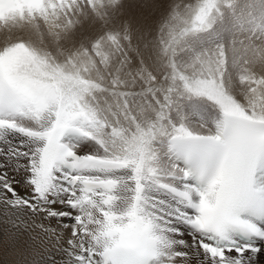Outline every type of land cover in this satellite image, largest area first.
I'll list each match as a JSON object with an SVG mask.
<instances>
[{
  "label": "snow or ice",
  "instance_id": "snow-or-ice-1",
  "mask_svg": "<svg viewBox=\"0 0 264 264\" xmlns=\"http://www.w3.org/2000/svg\"><path fill=\"white\" fill-rule=\"evenodd\" d=\"M235 7L177 6L148 40L114 25L120 0H0V204L66 264H255L264 47H193Z\"/></svg>",
  "mask_w": 264,
  "mask_h": 264
},
{
  "label": "bare ground",
  "instance_id": "bare-ground-1",
  "mask_svg": "<svg viewBox=\"0 0 264 264\" xmlns=\"http://www.w3.org/2000/svg\"><path fill=\"white\" fill-rule=\"evenodd\" d=\"M166 3L167 2H165V0H159V2H157V4L159 5L158 13L155 14L151 20H148L151 21L150 27H138V26H142V24H134V21L136 19L133 17L129 18L130 15H132V13L131 11H126L125 8H124L125 11L121 9L120 12L118 13L114 21V25L127 27L133 33L136 39L144 37L147 38L148 40H151L155 37V36H151L154 30L157 28H161L162 26V24L159 25L158 23L154 22L155 18L160 14H165L166 12L167 15H170L172 9H177L175 5L169 3L166 4ZM251 9L252 10L247 11V15H249V17H251L250 11H252L255 12L256 14L259 13V15L257 16L258 18L263 17L264 19V0H259V3L255 6V8L253 9L252 6ZM139 13H142V10L139 11ZM242 20L244 19L242 18ZM247 22L252 23L253 19L251 18V21L250 20L244 21L243 23L245 24ZM261 26L262 25L258 27L256 26L255 34L253 35V37H256L259 31L262 28H264V24L263 27ZM93 28L94 26L89 28L88 24H85V26L81 30V37L79 38H82L83 36L90 34L93 31ZM15 31L20 32L21 30L17 28L15 29ZM11 35H12V31L10 30L9 25H5V23L0 25V46H2ZM253 37L251 38L247 36L244 37L245 42H247L248 39H250L249 43H251L248 45L246 44L245 48L250 46L257 49L264 47V44L262 42H258ZM32 38L38 43L40 40V34L35 33ZM239 41L233 44H235L236 47L240 46V44L243 45L242 41H240L241 43ZM135 42L136 41L134 40V43ZM244 46L245 45H243V47ZM201 105L205 107L204 109V115L206 116L205 118L209 117V114L212 113V110L207 108L206 105L204 104ZM189 121H194V120L193 118H191L189 119ZM13 211L14 210L9 211L2 204H0V264H66L68 257L64 254L63 249L54 247L53 245L49 244L47 236L43 237V242H42V240L35 235L36 231L43 233L42 228L36 227L37 225H40L41 221L39 219L33 221L30 216L17 218L16 216L13 215ZM43 223L45 227L49 228V230L56 227V224L50 221H44ZM29 226H32L35 229V231H31V234H30ZM18 227L20 228V232L17 231ZM21 233H23V235ZM186 235H187L186 231H182V236H186ZM255 264H264V248H262V251L258 253L257 256L255 257Z\"/></svg>",
  "mask_w": 264,
  "mask_h": 264
},
{
  "label": "rangeland",
  "instance_id": "rangeland-1",
  "mask_svg": "<svg viewBox=\"0 0 264 264\" xmlns=\"http://www.w3.org/2000/svg\"><path fill=\"white\" fill-rule=\"evenodd\" d=\"M253 1H254V3H253ZM157 2H159V0H140V1L139 0L138 1L137 0H134V1L133 0H126V1L120 0V5H121V9L123 11H125V10L131 11L132 15H130L129 18L133 17L136 19L134 21V24H142V26H138V27H150L151 21H148V20H151L154 17V15L158 13V6L159 5L157 4ZM165 2H167L166 4L169 3L172 5H175L176 7L179 6V8H184L186 5L196 4V3L200 2V0H165ZM235 2H236V7H235L236 10L234 9V11L232 13L227 14L225 16L224 20L221 23H219L218 25H216L213 32L204 34L200 39L195 41L193 44V47L195 49L199 50L201 48L214 47L217 43H222L226 46L227 45L232 46L233 43L238 42L239 40L242 41L243 45H245L243 47L245 50L247 48H249V47L245 48L246 44L247 45L251 44V43H249L250 39H248L247 42L244 41V37H246L245 36L246 30L251 27L250 30L255 34V28L257 26L255 23H259V25L264 24L263 17L262 18L257 17L259 15V13L256 14L255 12L250 11L251 17H249V15H247V11L252 10L251 9L252 6L254 9L255 6L259 3V0H235ZM238 6H240V7H238ZM124 8H125V10H124ZM141 10H142V13H139V11H141ZM166 13L158 15L155 18L154 22L161 25L162 22L164 21V19L167 16H169ZM252 16L255 18L254 22H252V23L247 22L245 24L243 23L244 21H249V20L251 21V18L253 19ZM242 18L244 20H242ZM254 24H255V26H254ZM247 25H248V28H247ZM88 27L91 28L92 25H91V27H90V25H88ZM250 32L248 33L247 37H250L249 35L252 34V32L251 33ZM159 35H160V28H157L154 30V32L152 33L151 36L159 37ZM79 37H81V35L78 36L77 39H80ZM241 45L242 44H240V46ZM240 46H237V48L240 49ZM230 70H231V68H230ZM161 79H162V76H161ZM136 90H139V86L137 87ZM236 94L238 96H241V98H242V94L240 93V89L238 87L236 89ZM194 107H199V109L201 110V112L204 115L205 107L203 105L197 104ZM194 107H192L190 109H194ZM185 115L187 116L188 120L191 119V116H189V114H188V108L185 109ZM190 122H192V121H190Z\"/></svg>",
  "mask_w": 264,
  "mask_h": 264
}]
</instances>
